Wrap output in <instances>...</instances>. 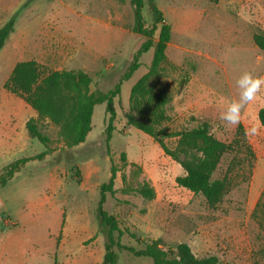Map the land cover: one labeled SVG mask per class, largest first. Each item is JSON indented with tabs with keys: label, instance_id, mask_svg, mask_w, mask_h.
Segmentation results:
<instances>
[{
	"label": "rangeland",
	"instance_id": "rangeland-1",
	"mask_svg": "<svg viewBox=\"0 0 264 264\" xmlns=\"http://www.w3.org/2000/svg\"><path fill=\"white\" fill-rule=\"evenodd\" d=\"M15 1L0 0V18L8 16L5 10ZM31 1L24 0V5ZM156 2L172 27L162 76L172 93L167 129L178 131L206 120L217 137L235 146L222 155L213 175L227 184L221 201L210 205L201 193L179 185L181 165L154 137L126 123L131 87L147 71L154 53V48L142 53L139 68L122 80L145 40L133 30L131 0H35L27 9L17 8V27L26 24L37 30L44 73L83 69L92 77L91 89L105 92L121 80L122 84L114 98L115 129L109 141L105 133L109 113L102 102L95 105L92 130L84 142L64 145L57 126L43 121L41 127L50 139L47 147L29 137L24 152L0 156V168L31 156L7 184L0 185V243L13 244L6 264H102L105 238L96 208L100 185L109 180L113 164L118 168L116 191L107 193L104 208L117 216L122 228L144 239L139 243L126 232L122 243L141 248L160 237L172 247L185 241L198 256L215 254L220 264H264V125L258 118L264 85L241 110L238 125L220 119L227 104L238 98L235 81L241 73L264 77V50L253 40L255 32L264 31V0ZM144 12L149 16L147 7ZM50 45L63 61L51 62L45 56ZM7 93L0 78V116L23 113L19 103H25V118L36 113L17 95L10 102ZM254 123L261 126L259 134L245 137V128ZM177 139L167 136L165 142L174 147ZM44 149L47 154L37 158ZM130 162L141 165L139 179L154 187V199L121 190ZM18 244H24L19 252ZM115 249L119 264H153L149 256Z\"/></svg>",
	"mask_w": 264,
	"mask_h": 264
},
{
	"label": "trees",
	"instance_id": "trees-1",
	"mask_svg": "<svg viewBox=\"0 0 264 264\" xmlns=\"http://www.w3.org/2000/svg\"><path fill=\"white\" fill-rule=\"evenodd\" d=\"M131 4L134 12L133 30L145 36V40L136 50L122 80L129 79L139 68L142 53L151 48H154V53L147 71L131 87L129 109L125 112L126 123L154 137L165 153L181 165L184 172L176 177L179 185L201 193L210 205H215L221 201L227 184L225 179L215 178L213 175L222 155L235 148L234 143L217 137L206 120L178 131L167 129L172 93L163 84L162 76L172 27L156 0H131ZM145 7L149 10V16L144 12ZM14 24L15 15L0 27V50L14 29ZM253 40L264 50V31L255 32ZM122 80L107 92L92 90L89 72L83 69H58L44 73L40 63L32 59L17 62L4 87L36 110L37 116L30 117L26 123L31 137L37 138L47 147L50 139L41 127L42 122L47 121L57 126L64 145L73 147L87 139L92 130L95 105L102 102H106V111L109 113L105 133L107 140H110L115 129L114 98L120 93ZM258 118L264 125V106L258 110ZM167 136L178 137L174 147L166 144ZM47 150L38 153L37 158L45 156ZM249 150L251 152L250 148ZM30 159L31 156H22L4 165L0 170V185L7 184ZM122 159L123 166H126L128 162L125 155H122ZM130 166L129 175L122 176L121 190L135 193L143 199H154V187L149 181L139 179L142 174L141 165L130 162ZM117 170V165L113 164L109 180L100 185V198L96 208L99 230L105 238L102 264H119V252L115 248L127 250L134 256H149L153 259V264L221 263V259L215 254L196 255L185 241L178 242L175 247L167 246L160 237L148 240L141 248L122 243L121 237L126 232L139 243L144 242V239L122 228L117 216L104 208L107 193L113 194L116 191L114 184Z\"/></svg>",
	"mask_w": 264,
	"mask_h": 264
},
{
	"label": "crops",
	"instance_id": "crops-1",
	"mask_svg": "<svg viewBox=\"0 0 264 264\" xmlns=\"http://www.w3.org/2000/svg\"><path fill=\"white\" fill-rule=\"evenodd\" d=\"M34 2L35 0L34 1L32 0L30 4L25 6L24 0H17L13 2L11 8L5 10V13L7 12L9 13L8 16H6L3 19L0 18V27H1L5 22H7L10 19V17H12L15 14L14 29L9 33L3 47L0 50V78L3 86L4 83L11 76V73L17 62L34 59L37 62H39L41 65V61L39 60V58H41L42 52L40 50V47L42 46H40L41 44L40 42H38L39 37H37V33H36L37 30L34 29L32 31L29 26L25 27L26 24L24 25V27H21V29H18L17 27V19L19 15V14L17 15L16 13L17 8L23 6L18 11L20 12L23 9H27V7H29L30 5L32 6ZM35 15L37 16L38 14L35 13ZM38 22L39 21H37V23ZM51 49L52 47L50 45L49 50H45V52H47L45 56L49 57V60H51V62H61L64 60L63 58H61L60 52L55 53ZM58 69H75V68H55L52 70H58ZM7 92H8L7 96L9 97L7 99L10 102L15 101L13 97V95L15 94L10 92L9 90H7ZM19 105L22 107L23 113L20 112H18L17 114L12 113L8 118H5L4 116H0V156L13 152H24L25 139H29V137H31L28 132L26 123L30 117L37 116V112L31 113L28 118H25V103L24 105H22V103H19ZM23 156H27V155H23ZM21 239H23L25 243L24 238L22 237ZM12 245L13 244L11 242L7 243L5 240H3L0 243V264H6L8 262L9 259L8 255H10V249L12 248ZM18 245L19 246L18 247L16 246V248L18 249L19 252V250L23 248L24 244L23 245L18 244ZM8 249H9V254H6V250Z\"/></svg>",
	"mask_w": 264,
	"mask_h": 264
},
{
	"label": "clouds",
	"instance_id": "clouds-1",
	"mask_svg": "<svg viewBox=\"0 0 264 264\" xmlns=\"http://www.w3.org/2000/svg\"><path fill=\"white\" fill-rule=\"evenodd\" d=\"M264 85V77L255 75L251 71L241 73L235 81L238 90V98L231 100L224 111L221 112L220 119L228 125H238L241 120V110L245 105L256 99L261 86ZM261 126L258 123L246 127L244 135L247 138L255 137L259 134Z\"/></svg>",
	"mask_w": 264,
	"mask_h": 264
}]
</instances>
